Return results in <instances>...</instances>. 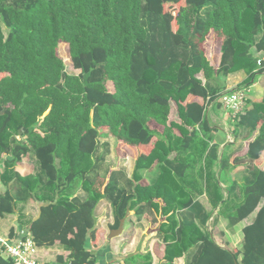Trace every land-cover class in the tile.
<instances>
[{
	"label": "trees",
	"instance_id": "trees-1",
	"mask_svg": "<svg viewBox=\"0 0 264 264\" xmlns=\"http://www.w3.org/2000/svg\"><path fill=\"white\" fill-rule=\"evenodd\" d=\"M61 44L76 75L65 73ZM254 53L264 55V0H0V218L41 204L25 223L36 247L96 264L94 210L105 200L113 228L129 211L150 219L165 264L192 249L188 264H264V94L229 119L235 141L222 149L208 114L264 76ZM238 72L246 78L226 91ZM107 138L133 159L129 178L103 167ZM27 155L36 168L21 176ZM214 211L228 229L256 212L239 250L215 223L205 229ZM0 264L12 261L0 252Z\"/></svg>",
	"mask_w": 264,
	"mask_h": 264
},
{
	"label": "crops",
	"instance_id": "crops-1",
	"mask_svg": "<svg viewBox=\"0 0 264 264\" xmlns=\"http://www.w3.org/2000/svg\"><path fill=\"white\" fill-rule=\"evenodd\" d=\"M254 56L264 60V55L262 54L254 53ZM245 78L246 76L243 72L228 75L226 78V91L235 89L243 82ZM262 79L264 80V76H259L256 79V82L246 91L249 93ZM259 98L260 97H257L256 100ZM217 110L218 109L210 108L208 110V114L213 127L216 129V132L214 133L215 141L222 142L220 146V149H222L228 142L223 140L225 132L222 130V128L219 125H214L217 119ZM223 119H227L226 116H224ZM102 142L109 143L107 140ZM131 160L132 168L129 173H126L123 169L118 168L123 170L128 178L131 176L133 170L134 161L133 159ZM261 160H264V155L258 161L259 166H263L264 168V164L260 163ZM35 168L36 165L34 158L27 155L26 157L22 158L19 164L16 165L15 171L21 176H25L32 174L35 171ZM242 170L243 167H237L233 174H236ZM5 190L6 188L0 184V195L3 194ZM79 195L81 198H84L82 193H79ZM40 205L41 204H38L36 206L35 204L29 202L25 205L16 207L12 215L0 218V242L11 240L18 236L20 231L28 228L27 224L25 223L29 219H32V221L34 220V218L38 215V209ZM33 210H35V214H33ZM94 215L96 218V226L102 231L99 234V242L97 244L96 250L94 251L96 264H124V259L126 257L134 254L144 255L146 253L151 255L152 264H165L160 260V258L157 257L155 253L156 249H160L159 245L161 244L157 238L156 230L154 229V226L151 224L148 217H137L133 211H129L126 217L121 220L122 225L120 234L111 235V231L117 230L119 228L121 221L119 222L117 228H113L114 219L112 217L110 205L105 200H101L94 210ZM213 223H215L216 228L220 230V233L223 234L222 236L228 249L239 250L241 248V242L243 238L242 229L250 224L246 222V219L235 225L232 229H228L227 224L225 225V228H222V219H217L215 222L213 221ZM211 227H207L208 232H210ZM46 248L48 247H37L36 260L38 263L67 264V262H69L67 259L69 254L68 251L60 247L61 251L59 253H55L53 256H50V253L46 250ZM194 252L195 249L190 250L184 257L176 259L173 264H188ZM1 254L5 257L2 252Z\"/></svg>",
	"mask_w": 264,
	"mask_h": 264
},
{
	"label": "rangeland",
	"instance_id": "rangeland-1",
	"mask_svg": "<svg viewBox=\"0 0 264 264\" xmlns=\"http://www.w3.org/2000/svg\"><path fill=\"white\" fill-rule=\"evenodd\" d=\"M212 41L211 39L205 44L207 46V48L212 47ZM218 44V43H217ZM217 44L214 43L215 48L217 47ZM208 51V50H207ZM58 54L60 55V57L63 60L64 63V67H65V73L67 74H73L76 75L78 72L73 70L71 67L70 62L68 61L67 58V47L64 44L59 45L58 47ZM210 55V54H209ZM211 59V58H210ZM213 63V65H215V62L211 61ZM107 88L112 91V86L110 83H107ZM264 94V80L262 79L261 81H259L258 84H256V86L248 93L247 92V98L249 100H255L257 97H262ZM259 98V99H260ZM224 116H226L227 119H223ZM232 116L230 115V113L225 110L222 106L220 109L217 110V119H216V123H214V125H219L222 130L225 132L224 136H223V140L228 142V143H233L235 140L231 134V130H230V118ZM107 140L109 143V155L106 158L105 162L103 163V167H111V168H121L123 169L126 173H129L131 168H132V158L126 153L124 152V149L121 148L118 143L116 142V140H114L113 138H109V139H102L101 141H105ZM237 144L236 146H234L232 148V150H237V151H241V143L239 140H236ZM241 149V150H240ZM262 164H264V160H261ZM249 165V169H250V164H243V167H248ZM242 167V166H240ZM246 173H243V170L236 173L235 174V179L237 181H243V177L246 176ZM201 203L204 205V207L206 208L207 211H211L210 206L207 204L205 198H200ZM263 203V202H262ZM33 214H35V210H33ZM256 212H254L252 215H250L247 219L246 222L251 223L255 217ZM216 218V212L214 211L212 213V215L210 216V218L208 219V222L205 225V229L207 230V227H211L212 223H213V219ZM218 219L221 220V218L218 217ZM226 222L222 219V223H221V227L225 228ZM46 250L50 253V256H53L55 253H59L61 251V248L59 245H54L53 247H48L46 248ZM41 252V251H40Z\"/></svg>",
	"mask_w": 264,
	"mask_h": 264
},
{
	"label": "built area",
	"instance_id": "built-area-1",
	"mask_svg": "<svg viewBox=\"0 0 264 264\" xmlns=\"http://www.w3.org/2000/svg\"><path fill=\"white\" fill-rule=\"evenodd\" d=\"M247 98L245 89L225 92L219 98L221 106L227 110L232 118L244 108ZM37 247L29 230L24 229L11 240L0 242V251L12 261V264H40L36 260ZM67 264H71L67 262ZM117 264V263H109Z\"/></svg>",
	"mask_w": 264,
	"mask_h": 264
},
{
	"label": "water",
	"instance_id": "water-1",
	"mask_svg": "<svg viewBox=\"0 0 264 264\" xmlns=\"http://www.w3.org/2000/svg\"><path fill=\"white\" fill-rule=\"evenodd\" d=\"M40 207H41V205H40ZM39 216H40V212H38V215L34 218L33 221H36V220L39 218ZM121 225H122V221H121L120 226H119V228H118L117 230H113V231H111V235H112V234H113V235H118V234H120V232H121ZM110 237H111V236H110Z\"/></svg>",
	"mask_w": 264,
	"mask_h": 264
}]
</instances>
